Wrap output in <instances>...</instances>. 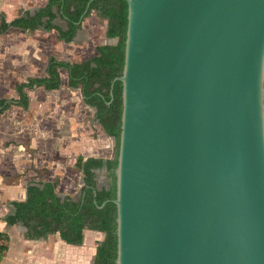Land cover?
<instances>
[{"label":"water","instance_id":"water-1","mask_svg":"<svg viewBox=\"0 0 264 264\" xmlns=\"http://www.w3.org/2000/svg\"><path fill=\"white\" fill-rule=\"evenodd\" d=\"M124 1L114 264H264V0Z\"/></svg>","mask_w":264,"mask_h":264},{"label":"crops","instance_id":"crops-1","mask_svg":"<svg viewBox=\"0 0 264 264\" xmlns=\"http://www.w3.org/2000/svg\"><path fill=\"white\" fill-rule=\"evenodd\" d=\"M45 3L0 0V17L9 22L22 11L31 12ZM83 20L81 29L87 36L102 28L100 45L104 44L105 20L93 11ZM21 30L9 27L0 33V100L17 99L15 85L29 77H43L52 54L68 62L96 54V46L89 52L88 47L75 45V41L58 40L55 30ZM96 33L99 35V31ZM47 50L52 53L48 57ZM57 72L58 89H27L25 109L11 104L0 111V233L7 237L0 264H88L103 238L101 232L83 229L78 246L64 243L56 233L29 240L23 235V226L4 220L11 212L10 203L24 200L25 187L32 179L51 181L58 177L61 187L63 172L77 156L108 158L101 154L113 149V139L92 120L93 109L82 102L80 90L67 87V71L59 68ZM59 187L57 184L60 195H76L75 190L63 193Z\"/></svg>","mask_w":264,"mask_h":264},{"label":"trees","instance_id":"trees-1","mask_svg":"<svg viewBox=\"0 0 264 264\" xmlns=\"http://www.w3.org/2000/svg\"><path fill=\"white\" fill-rule=\"evenodd\" d=\"M91 11L97 18L105 20V38L115 39V43L97 45L95 55L79 62L57 60L50 56L45 75L29 77L15 85L18 98L0 100V111L11 104L25 109L28 103L27 89H58L60 81L57 70L64 68L67 71V87L79 88L82 102L93 109L92 120L106 136L114 139L112 156L76 157L74 165L82 174V183L75 197L60 195L56 189V179H32L25 187L24 200L11 202V212L4 220L7 224L23 226V235L29 240L44 239L56 233L64 243L75 246L81 244L83 229L101 232L103 238L96 244L92 261L88 264H114L115 206L111 199L115 192L113 169L120 125V82L115 81L111 93L109 91L112 80L120 75L123 63L126 3L124 0H46L43 6L31 12L22 11L9 22L0 17V33L9 27L27 31L55 30L58 40L69 43L74 41L81 29V21ZM61 21L62 25L58 23ZM101 169L106 173L107 185L97 188L96 171ZM6 239V235L0 233V257Z\"/></svg>","mask_w":264,"mask_h":264},{"label":"rangeland","instance_id":"rangeland-1","mask_svg":"<svg viewBox=\"0 0 264 264\" xmlns=\"http://www.w3.org/2000/svg\"><path fill=\"white\" fill-rule=\"evenodd\" d=\"M85 21V20H83ZM62 25V21L61 22H58ZM97 31H99V35L94 32V34L92 35H89L87 36L84 31L82 29H80V31H78L77 35L75 38L74 43L75 45H79L80 47L82 46L83 48L84 47H88V51L90 52V50H92L93 47L97 46V45H100V42H102V39H101V31H102V28L100 27H97ZM78 36V37H77ZM105 43H113L115 42V39H106L105 38ZM104 43V44H105ZM51 51L47 50V57L49 55H51ZM89 54V53H88ZM94 54V53H93ZM52 56H54L56 59H58V55L56 54H52ZM92 55H89L87 57H84V58H80V59H83V60H86L88 58H90ZM80 59H77V60H80ZM73 60V59H72ZM82 61V60H81ZM79 88H76L74 89V91H78ZM65 92H66V89H64ZM93 115V114H92ZM95 135V133H94ZM112 152H113V149H110L109 152H103L101 155L104 156V157H111L112 156ZM43 172L45 173V170L44 171H41L40 174H42L43 176ZM62 185L61 187L60 186V181H59V178L57 177L56 180H57V184H58V187L60 188V190L64 193H66L67 191L72 193L71 191L75 190L76 192V195L78 194V186L80 184L81 186V178H82V174L80 173V171L78 170V168H76V166L74 164H72V166H69L65 169V171L63 172V175H62ZM107 178H106V173L104 171V169H101L99 171H96V176H95V183H96V187L99 188V187H102V186H106L107 185ZM66 183V184H65ZM75 197V196H74Z\"/></svg>","mask_w":264,"mask_h":264}]
</instances>
